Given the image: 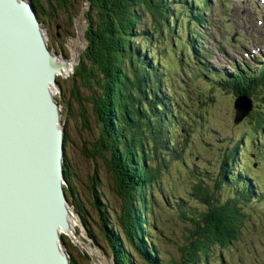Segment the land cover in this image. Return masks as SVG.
<instances>
[{
    "label": "trees",
    "instance_id": "1",
    "mask_svg": "<svg viewBox=\"0 0 264 264\" xmlns=\"http://www.w3.org/2000/svg\"><path fill=\"white\" fill-rule=\"evenodd\" d=\"M29 1L38 14L40 2ZM58 1L59 6L67 10L69 0ZM197 1L202 4L194 8L193 0H83L86 44L74 77L83 87L85 97L84 104L79 98L75 101L81 105L82 121L87 118L85 107L89 103L95 120L100 123L101 134L90 156L101 158L115 179L113 190L120 198V206L113 211V220L106 210H98L100 229L109 239L118 264L135 263L125 243L136 250L145 264H159V251L148 230L152 227L155 194H164V187L158 185L163 176L178 182L184 171L193 177L190 185H183L177 194L174 188H164L171 194L170 206L182 227L183 242L175 264H209L210 252L215 247L225 248L238 242L243 228L248 226L245 206L255 199L256 188L249 179L247 163L236 156L241 142L224 148L219 174L191 168L185 157L193 145L191 121L195 118L191 117L190 121V114L202 108V113H196L195 117L206 121L210 116L207 102L210 98L194 99L189 92L180 96L167 90V65L160 52L154 50V42L167 36L174 40L172 47L176 51V47L185 44V52L178 53L177 62L175 60L179 68H183V60H188L190 52L200 46L196 41L201 38L197 29L202 28L206 18V0ZM182 12L187 29L183 33L176 30ZM220 86L231 89L235 96H249L245 97L251 100V110L244 113L236 125L244 121L241 124H247L253 131L255 137L250 146L262 143L264 68L261 66L257 74L242 78L234 75L222 80ZM234 120L233 114V124ZM252 153L256 159H252L250 166L258 163L263 150ZM63 165L68 178L65 193L73 198L75 194L68 176L71 168L65 158ZM96 185L98 179L94 175L91 187L95 189ZM223 187L228 194H219ZM94 194L95 204L99 206L101 196L95 190ZM187 196L199 201L202 210L187 204ZM140 233L146 239L148 255L139 246ZM150 253L152 261L148 259Z\"/></svg>",
    "mask_w": 264,
    "mask_h": 264
},
{
    "label": "rangeland",
    "instance_id": "2",
    "mask_svg": "<svg viewBox=\"0 0 264 264\" xmlns=\"http://www.w3.org/2000/svg\"><path fill=\"white\" fill-rule=\"evenodd\" d=\"M38 1L40 8L37 12L42 34L52 49V53L57 55L56 61L66 60V66H62L60 74L57 75L59 89H53L51 86L52 93L60 106L61 125L57 124V126L64 132V158L71 168L68 174L69 183L75 194L73 198H68L70 207H67L75 227L73 233L72 230L69 233L65 231L60 233L63 248L70 264H118L109 239L100 229L101 214L98 210V208L102 211L106 210L113 220V211H117L120 206V198L113 190L115 179L101 158L90 156L94 150L93 144L98 141L101 134L100 123L95 120L89 103H86L85 107L88 110L87 118L82 121L79 116L81 105L75 101V98H79L84 104L85 97L83 87L74 77L76 64L86 44L83 36L86 27L83 17L85 3L83 0H69L68 8L64 10L59 6L58 0ZM193 3L194 8L202 4L197 0H193ZM254 3L255 0H209V4L205 7L207 23L201 30V42L209 51L205 63L211 67L212 71L221 73L222 76L223 74L234 75L237 67L240 66V63L234 60L237 58L235 53L241 55L242 50H248L251 46L259 45L264 41V39L259 40V31L264 29V19L262 24L255 25L254 20L258 16ZM185 21L186 18L182 12L177 22L178 32L187 31ZM198 32L200 33V30ZM233 33H236L235 41L231 42L229 39ZM172 45H174V40L167 36L165 39L154 42V50L160 52L161 58L167 65L169 78V89L167 90L185 96L184 86L180 80L181 73L185 71L179 69L176 62L178 53H184L186 45L184 52L175 44L176 51ZM189 58L190 56L188 60H183V66L186 67ZM259 58L261 57L252 59L242 56L243 62L248 65L247 71L257 72L260 69L264 61ZM65 67L68 68L67 72L66 69L64 70ZM220 69L223 71H219ZM218 78L217 75L216 79ZM190 80V84L193 85H188V88L192 98L203 99L204 96L210 98L207 100L210 104L208 119L198 121L196 118L192 123L193 145L191 151H188L185 156L191 168L219 174L224 148L229 149L239 141L241 142L240 150L236 156L247 163L250 168L249 179L252 186L256 188L255 199L250 205L245 206L249 214L248 226L243 228L238 242L225 248L215 247L210 252L209 264H264V137L261 138L262 143L256 140L255 145L250 146L253 142L251 139L255 137L253 131L247 124H241L244 121L237 125L238 122L233 124L232 117L236 112L233 106L234 93L223 87L217 89L216 86L211 87L202 75L199 79L190 78ZM246 103L248 102L242 99V104ZM245 111H240L238 115H242ZM33 150L35 151V148ZM262 150L263 153L258 163L251 167L254 161L252 159H256L252 152L257 153ZM94 175L98 179L95 189L91 187V178ZM192 179V176L182 171L178 182L163 176L159 179L158 185L167 190L174 188V193L177 194L183 189V185L189 186ZM205 180L208 179L205 178ZM164 188V194H155L156 204L153 206L154 213L150 222L152 227L150 226L148 233L159 251L158 263L161 264L160 261H163L175 264L180 257L179 247L183 242L182 227L170 206L171 194ZM94 190L101 196L99 206L95 204ZM219 194H228L227 188L223 187ZM186 203L202 210L199 201L193 197L187 196ZM67 217L69 219V216ZM68 221L70 224L71 221ZM139 238V246L143 248L144 254L148 255V248L145 246L146 239L141 233ZM128 245L125 243L126 249L128 248L133 255L134 264H145L135 252L136 250ZM144 254H141L143 258ZM148 259L152 261L151 253Z\"/></svg>",
    "mask_w": 264,
    "mask_h": 264
},
{
    "label": "water",
    "instance_id": "3",
    "mask_svg": "<svg viewBox=\"0 0 264 264\" xmlns=\"http://www.w3.org/2000/svg\"><path fill=\"white\" fill-rule=\"evenodd\" d=\"M17 1L20 5L15 4ZM11 2L21 12L22 9L32 11L36 25L32 26L34 31L31 33H21L14 31L10 24L6 45L0 36V62L4 64L0 68V115L17 116L15 130L7 122H0V128L5 133L0 136V219L5 217L4 213L9 216L8 225L0 224V264H70L62 249L61 236L57 242L55 240L56 226L65 229L70 224L66 213L69 212L68 197L65 186L61 187L59 181L64 162V132L55 123L61 125L60 106L54 94L50 96L47 89L48 83L53 89H59L57 75L66 60L55 62L56 56L50 53L45 36L38 30L39 19L33 5L26 0ZM0 10L3 11L1 7ZM31 63L47 66L38 70L42 75V86L41 90L37 88L32 93L34 98L27 95V78L22 76V67ZM245 96L240 95L235 100L234 123L251 110V100ZM242 99L248 103L242 104ZM243 110H246L244 115H238ZM20 113L28 127L27 134L21 138ZM29 135L30 139L37 136L43 138L39 153L33 150L32 140L23 143ZM37 184L44 192L35 187ZM29 190L38 196L34 204L29 201ZM30 218H37L46 225L47 231L42 234L41 230L33 232L23 226V221ZM58 248L65 257L60 255ZM56 253L59 258L54 257Z\"/></svg>",
    "mask_w": 264,
    "mask_h": 264
},
{
    "label": "bare ground",
    "instance_id": "4",
    "mask_svg": "<svg viewBox=\"0 0 264 264\" xmlns=\"http://www.w3.org/2000/svg\"><path fill=\"white\" fill-rule=\"evenodd\" d=\"M2 1H0V5H1L0 7L3 10V11L0 10V36L3 37V44L6 45V41H7L6 37L9 36V33H10V26H9L10 24L13 26L14 31H19L21 33H23V32H30L31 33L32 31H34L32 26L36 25V19H35L34 13L32 11L22 9V12H21L20 10H18V8H16V6H14V4L11 2V0H2ZM26 1H29V0H26ZM15 4L16 5L19 4L18 1ZM40 23L41 22L39 21V24H37V26H38L39 32L41 33ZM48 48L50 50V53L52 55H54L52 53V49L49 46H48ZM54 56H57V55L55 54ZM44 62L46 64H48L46 59ZM55 62H58V61H55ZM46 64L41 63L38 65L36 63L35 64L31 63V64H26L22 67V71H23L22 76L23 77L26 76V78H27V79H25V86L27 87V95H29L31 98H34V95L32 93L37 88H39L41 90L42 75L38 72V70L46 69L47 68ZM2 67H4V64L0 62V68H2ZM63 67H64V65H63ZM68 68H69V66H68ZM68 68L66 69V67H65L64 70L66 69V72H67ZM0 77H1V75H0ZM51 86H52L51 84H49V83L47 84V89L50 93V96L53 95ZM239 95H241V94L236 95L235 99H234L233 106L235 109H237L235 107V105H236L235 100ZM40 96H41V98H44L41 93H40ZM243 107L244 106H241V108H243ZM16 118H17V116L8 115L5 113L3 115L2 114L0 115V122H7L8 124L12 125V127H13L12 129L15 130ZM56 121H57V119L54 120V123ZM19 125H20L19 136L21 138L22 136H25L28 132V127L25 124L24 117L21 113H20ZM55 125L57 127V122L55 123ZM3 135H5V133L0 128V136H3ZM30 137H31V135H29L26 139H24L23 143L27 144V143H29L30 140H32V148H35V152L39 153V151L41 150V148L43 146V138L37 136L38 138L35 137V138L30 139ZM21 146H22V144H21ZM59 181H60L61 187H64L65 185H67V178H66V173L64 171V167H61V169H60ZM10 185L11 184H9L8 186L10 187ZM35 187L38 190L43 191V189L40 188L38 184L35 185ZM28 198H29V201L34 204L35 202H37L38 196L33 190H29ZM66 213L69 216L68 220L71 221V217H70L71 214L69 212H66ZM4 215H5V217H2L0 219V224H2V225L7 224L8 225L9 216L6 213H4ZM23 226L29 228L33 232H36L37 230H41L42 234H44L47 231L46 225L41 224L37 218L25 219L23 221ZM74 227L75 226H74L73 221H71L70 225L65 229L61 228V226H56V235H57V237L55 238L56 242H57V239H59L61 236L60 233H64L63 231H65V233H69V232H71V230L73 233ZM35 241L39 243V240L35 239ZM59 252H60L61 256L65 257L61 253L60 249H59ZM53 253H54V251H53ZM54 257L59 258L57 253H56V255H54Z\"/></svg>",
    "mask_w": 264,
    "mask_h": 264
},
{
    "label": "flooded vegetation",
    "instance_id": "5",
    "mask_svg": "<svg viewBox=\"0 0 264 264\" xmlns=\"http://www.w3.org/2000/svg\"><path fill=\"white\" fill-rule=\"evenodd\" d=\"M37 14V13H36ZM38 15V14H37ZM68 206L70 207V203H69V200H68ZM62 249L64 251V248H63V245H62ZM65 252V251H64ZM66 253V252H65Z\"/></svg>",
    "mask_w": 264,
    "mask_h": 264
}]
</instances>
